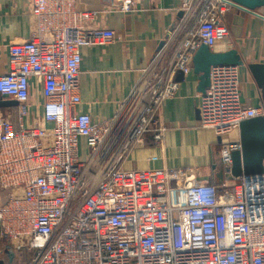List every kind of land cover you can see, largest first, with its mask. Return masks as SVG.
Masks as SVG:
<instances>
[{"label":"built area","instance_id":"2783aa9c","mask_svg":"<svg viewBox=\"0 0 264 264\" xmlns=\"http://www.w3.org/2000/svg\"><path fill=\"white\" fill-rule=\"evenodd\" d=\"M28 3L33 29L7 47L0 76V101L15 102L17 114V128L0 116V248L27 254V264H264V159L260 176L232 177L239 142L223 145L226 179L217 186L191 182L188 169H124L147 133L161 141L156 116L178 92L175 75L191 72L201 45L212 50L228 38L223 15L233 5L181 0L165 44L183 33L172 60L111 119L95 123L76 112L80 50L114 41L95 26L105 11L77 10L75 0ZM118 10L133 11L134 0ZM31 79L43 97L39 116L29 109ZM208 81L198 99L200 128L220 137L264 117V109L241 104L237 66H212Z\"/></svg>","mask_w":264,"mask_h":264},{"label":"crops","instance_id":"0c3cea01","mask_svg":"<svg viewBox=\"0 0 264 264\" xmlns=\"http://www.w3.org/2000/svg\"><path fill=\"white\" fill-rule=\"evenodd\" d=\"M122 1L75 0L77 10L105 11L95 26L114 34V41L107 46L80 50L81 102L76 112L89 115L95 123L111 119L142 86L141 82L168 65L183 34L180 32L165 45L169 32L180 19L181 0H134L131 12L118 10ZM223 23L228 38L211 51L233 49L238 53L242 61L237 66L240 102L245 107L264 109V82L259 85L248 69L250 64L264 65V7L248 12L231 6L223 15ZM32 29L28 0H0V76L7 71V47L25 42ZM160 50L161 56L151 70V60ZM175 80L179 82L177 94L162 103L156 116V124L163 129L161 141L155 142L152 134L147 133L129 154L124 169H188L191 182L221 185L226 175L220 166V151L225 144L239 142V130L218 137L213 131L200 128L198 77L191 70L186 76L177 73ZM30 83L33 90L29 109L39 116L43 97L35 81L31 79ZM0 114L17 128L15 106L0 107ZM37 124L46 126L41 120Z\"/></svg>","mask_w":264,"mask_h":264},{"label":"water","instance_id":"95a60500","mask_svg":"<svg viewBox=\"0 0 264 264\" xmlns=\"http://www.w3.org/2000/svg\"><path fill=\"white\" fill-rule=\"evenodd\" d=\"M233 6L252 12L264 7V0H226ZM181 15V14H180ZM242 61L233 50L213 52L207 46L201 45L192 57V72L198 77L197 91L202 94L208 86V74L212 66H240ZM248 69L261 85L264 82V65L250 64ZM180 76H183L180 73ZM13 101H0V107H11ZM198 114V113H197ZM240 149L231 153L230 174L237 178L260 176L262 160L264 159V117L245 120L239 125Z\"/></svg>","mask_w":264,"mask_h":264},{"label":"rangeland","instance_id":"374dc122","mask_svg":"<svg viewBox=\"0 0 264 264\" xmlns=\"http://www.w3.org/2000/svg\"><path fill=\"white\" fill-rule=\"evenodd\" d=\"M1 117H5V115H1ZM80 160L87 161L89 158V150L87 149L85 143H81L79 147ZM27 255L14 254L11 252H5L3 248H0V264H26L27 263ZM29 259V258H28Z\"/></svg>","mask_w":264,"mask_h":264},{"label":"trees","instance_id":"16d2710c","mask_svg":"<svg viewBox=\"0 0 264 264\" xmlns=\"http://www.w3.org/2000/svg\"><path fill=\"white\" fill-rule=\"evenodd\" d=\"M27 257L29 258V256H27ZM28 258H27V259H28Z\"/></svg>","mask_w":264,"mask_h":264}]
</instances>
